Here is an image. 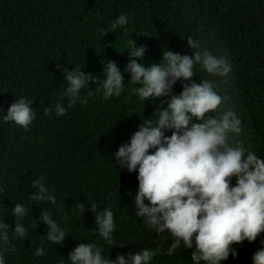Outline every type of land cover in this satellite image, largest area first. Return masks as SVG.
<instances>
[{
  "label": "trees",
  "instance_id": "trees-1",
  "mask_svg": "<svg viewBox=\"0 0 264 264\" xmlns=\"http://www.w3.org/2000/svg\"><path fill=\"white\" fill-rule=\"evenodd\" d=\"M121 14L128 15L129 24L105 34ZM189 36L232 64L228 84L199 65L194 66L193 79L197 83L214 80L218 89L233 96L245 125L240 139L264 158V0H0V113L6 114L21 97L34 100L37 113L27 130L0 122V186L5 187L0 193V221L13 229L15 204L28 210L22 221L25 238L17 240L9 231L16 251L3 253L5 264H67L68 253L87 242L102 244L103 255L111 259L159 247L152 264H192L194 249L164 255L172 241L147 229L136 217L130 193L138 189V172L118 169L113 156L158 107H167L170 97L141 101L124 73L126 86L119 97L104 100L102 90L95 91L87 104L77 102L65 116L44 114V107L59 98L66 83L58 63L102 79L107 60L125 68L132 40L137 46L147 45L143 61L138 59L147 67L159 63L168 49L192 56L195 50L188 46ZM95 86L90 82V87ZM182 90L178 81L173 94ZM40 176L62 211L50 202L30 199L31 182ZM79 202L86 206L96 202L97 211L111 207L114 238L126 246L112 248L99 240L93 233L95 214L80 212ZM42 211L51 212L65 230L63 244H52L43 236L46 226L37 219ZM260 238L264 233L256 242L234 245L238 257L222 264H251ZM38 247L45 249L43 256L35 255Z\"/></svg>",
  "mask_w": 264,
  "mask_h": 264
},
{
  "label": "clouds",
  "instance_id": "clouds-1",
  "mask_svg": "<svg viewBox=\"0 0 264 264\" xmlns=\"http://www.w3.org/2000/svg\"><path fill=\"white\" fill-rule=\"evenodd\" d=\"M128 24V15L121 14L105 34ZM187 42L195 50L192 56L168 49L159 63L146 67L138 59L143 61L147 45L137 46L132 40L125 68L121 70L115 61L107 60L103 64L102 79L79 67L69 68L58 63L56 68L63 73L66 83L59 98L44 107V114L65 116L77 102L87 104L95 91L102 90L104 100L119 97L126 86L124 73L130 77L127 85H133L132 91L141 101L155 102L156 98L170 97L167 107H158L120 145L113 154L114 163L118 169L138 172V189L130 193L135 215L147 229L172 241L164 255L171 256L177 249H194L190 257L192 264H222L230 257H238L239 250L234 245L256 242L264 233V158L240 139L245 125L234 106L233 96L227 90L218 89L214 80L197 83L193 79L194 66L199 65L210 76L228 84L232 79V64L225 56L201 48L200 41L191 36ZM178 81L183 90L176 95L173 87ZM90 82L96 86L90 87ZM82 90L86 96L81 95ZM33 103L34 100L26 97L17 98L6 114L0 113V122H13L27 130L37 114ZM31 187L34 189L29 194L31 200L50 202L56 205L57 212L62 211L44 176L33 179ZM4 191L5 187L0 186V193ZM97 207L96 202L77 205L80 212L90 210L95 214L93 233H98L99 240L112 248L125 247L114 238L116 224L111 207L100 211ZM27 214V208L16 203L12 209L15 227L10 229L0 221V264H5L4 252L16 251L9 242V231L17 240L27 235L22 223ZM37 219L46 226L43 236L47 241L64 243L66 232L51 212L42 211ZM160 251L159 247H144L136 253L118 254L111 259L103 255L102 244L87 242L68 253L67 264H152ZM44 254L43 247L36 249L37 257ZM251 264H264V238L259 239Z\"/></svg>",
  "mask_w": 264,
  "mask_h": 264
}]
</instances>
